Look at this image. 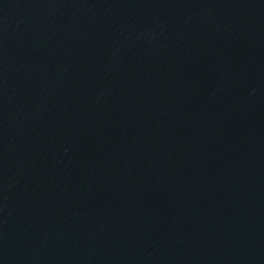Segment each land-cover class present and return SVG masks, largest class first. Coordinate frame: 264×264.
<instances>
[{
	"label": "water",
	"instance_id": "water-1",
	"mask_svg": "<svg viewBox=\"0 0 264 264\" xmlns=\"http://www.w3.org/2000/svg\"><path fill=\"white\" fill-rule=\"evenodd\" d=\"M0 264H264V0H0Z\"/></svg>",
	"mask_w": 264,
	"mask_h": 264
}]
</instances>
